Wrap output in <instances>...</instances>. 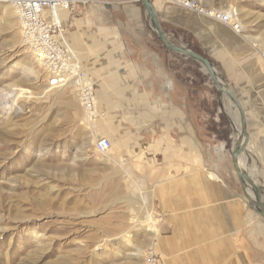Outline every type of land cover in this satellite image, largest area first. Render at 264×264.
<instances>
[{
    "label": "crops",
    "instance_id": "obj_1",
    "mask_svg": "<svg viewBox=\"0 0 264 264\" xmlns=\"http://www.w3.org/2000/svg\"><path fill=\"white\" fill-rule=\"evenodd\" d=\"M138 1L89 0L74 20L60 11L66 40L87 69L97 107L104 112L101 133H112L122 144L139 138L138 146L121 147L120 154L148 156L155 165L153 173L160 177L153 185L165 187L161 199L176 209L170 211L175 231L165 236V264H264V216L243 196L227 143L231 134L218 133L215 114L207 127L201 109V91L219 100L225 94L199 84L186 67L187 60L197 61L168 49L165 57L166 47L147 25ZM151 2L158 20L165 17L187 29L200 53L221 67L245 113L249 140L244 154L250 167L243 168L264 201V58L218 20ZM203 69L198 72L207 73ZM146 137L151 139L147 146ZM165 156L166 169L178 173L170 185L165 184Z\"/></svg>",
    "mask_w": 264,
    "mask_h": 264
},
{
    "label": "rangeland",
    "instance_id": "obj_2",
    "mask_svg": "<svg viewBox=\"0 0 264 264\" xmlns=\"http://www.w3.org/2000/svg\"><path fill=\"white\" fill-rule=\"evenodd\" d=\"M194 2L229 9L243 28L242 39L260 54L264 0ZM159 21L173 43L201 51L187 29L172 26L165 17ZM186 62L202 87L206 82L215 88L207 73L198 72L199 64ZM214 67L225 82L221 67ZM200 94L207 127L215 114L218 133L231 134V148L240 133L237 108L227 95L219 100V95ZM102 114L88 120L71 87L47 85L44 70L22 40L14 7L0 0V264H143L150 249L165 264V236L175 231L170 211L176 209L161 199L165 187L153 185L160 176L148 156L120 154L121 147L138 146L139 138L122 144L109 133V150H95L92 131H104ZM144 141L151 144L147 137ZM242 160L248 170L245 154ZM166 168L167 156L165 184L170 185L178 173Z\"/></svg>",
    "mask_w": 264,
    "mask_h": 264
},
{
    "label": "built area",
    "instance_id": "obj_3",
    "mask_svg": "<svg viewBox=\"0 0 264 264\" xmlns=\"http://www.w3.org/2000/svg\"><path fill=\"white\" fill-rule=\"evenodd\" d=\"M12 3L20 26L24 44L37 64L44 70L46 82L51 88L71 87L76 92L85 116L90 121L102 116L97 107L93 83L66 40L67 29L60 20V11L66 10L74 20L82 16L89 0H1ZM178 5L193 9L229 26L241 33L237 18L229 10L201 7L194 0H174ZM260 50V49H259ZM264 58V48L259 51ZM111 142L105 136L95 139L94 148L105 153ZM143 264H157L153 250L145 253Z\"/></svg>",
    "mask_w": 264,
    "mask_h": 264
},
{
    "label": "water",
    "instance_id": "obj_4",
    "mask_svg": "<svg viewBox=\"0 0 264 264\" xmlns=\"http://www.w3.org/2000/svg\"><path fill=\"white\" fill-rule=\"evenodd\" d=\"M142 3L146 16L151 24L152 30L158 36V38L163 42L165 47L170 51L179 52L184 54L185 56L197 61L201 66L206 70L209 74L210 79L214 86L221 94H225L229 97L230 101L235 105L237 111L239 113L240 119V130H241V140H237L231 149V158L235 167L236 176L241 186V190L245 200L248 205L254 209L258 214L264 216V201L261 198V191L259 186L255 183V181L247 174L245 168H243L239 164V155L245 151L246 146L248 144L249 136L246 127L245 113L242 108V105L236 98L233 91L227 86V84L222 80L220 75L215 70L212 62L202 56L201 54L191 50L188 47L176 45L174 44L168 37V35L162 30L160 22L158 20L157 13L154 9V6L151 0H140ZM102 136H97L98 140Z\"/></svg>",
    "mask_w": 264,
    "mask_h": 264
},
{
    "label": "bare ground",
    "instance_id": "obj_5",
    "mask_svg": "<svg viewBox=\"0 0 264 264\" xmlns=\"http://www.w3.org/2000/svg\"><path fill=\"white\" fill-rule=\"evenodd\" d=\"M5 2H7V1H5ZM12 4V3H11ZM229 10V9H228ZM230 11V10H229ZM177 13V12H176ZM48 85V84H47ZM240 120V119H239ZM97 121V120H96ZM89 122V121H88ZM91 126V128L93 129L94 127L96 128V126H95V124H93V123H91L90 124ZM93 132V136L94 137H96V136H104L103 134H101L100 132H99V130H97V131H92ZM237 140H241V130H240V133H239V135H238V137H237ZM245 153V151H243L240 155H239V164L243 167V165H242V163L243 162H241V158H242V154H244ZM125 172L126 173H128V171L127 170H125ZM148 230H151L152 232H153V234H157V231H156V229H155V227L153 226V225H149V227H148Z\"/></svg>",
    "mask_w": 264,
    "mask_h": 264
},
{
    "label": "trees",
    "instance_id": "obj_6",
    "mask_svg": "<svg viewBox=\"0 0 264 264\" xmlns=\"http://www.w3.org/2000/svg\"><path fill=\"white\" fill-rule=\"evenodd\" d=\"M190 49L193 50V51H195V52H197V53H199V54H201L200 51H198V50H197L196 48H194V47H190ZM201 55H202V54H201ZM202 56H203V55H202ZM204 57H205V56H204Z\"/></svg>",
    "mask_w": 264,
    "mask_h": 264
}]
</instances>
